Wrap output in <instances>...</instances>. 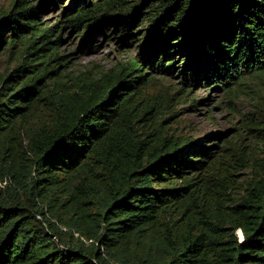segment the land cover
<instances>
[{"label":"trees","instance_id":"16d2710c","mask_svg":"<svg viewBox=\"0 0 264 264\" xmlns=\"http://www.w3.org/2000/svg\"><path fill=\"white\" fill-rule=\"evenodd\" d=\"M68 1H49L61 10L49 26L40 6L20 0L0 16V51L20 58L0 82V179L10 181L9 196L0 194V264H264V176L227 214L203 213L180 232L183 207L222 168L219 145L135 133L147 113L136 93L156 76L229 94L264 74V0ZM111 23L123 45L138 44L128 63L65 88L51 60H27L60 59L64 30L97 49L95 33ZM37 105L50 117L35 121Z\"/></svg>","mask_w":264,"mask_h":264},{"label":"rangeland","instance_id":"374dc122","mask_svg":"<svg viewBox=\"0 0 264 264\" xmlns=\"http://www.w3.org/2000/svg\"><path fill=\"white\" fill-rule=\"evenodd\" d=\"M23 4L40 6V20L48 26L59 20L61 10L54 8L50 0H20ZM65 6L72 1L62 0ZM17 0H0V16L4 15ZM48 19V20H46ZM137 23L135 33L144 25ZM102 31L94 35V45L97 49H86L83 36L69 30H64L61 35V45L55 54L41 52L44 56L31 63L47 62L51 60L47 69H57V75L63 87H69L78 82L83 75H100L119 62L128 63L139 52L137 43L122 44L123 38L115 31L114 24L105 26ZM129 39V38H128ZM123 48L126 50L122 51ZM16 49L12 52L3 46L0 51V82L2 78L14 69L19 63ZM181 62L179 56L176 57ZM39 65L37 68H41ZM29 69H32L30 66ZM147 72H150L147 69ZM29 73V72H27ZM26 73V74H27ZM149 73L147 79H150ZM201 84L189 87L182 83L177 76H156L149 83L141 87L136 93L138 99L137 111L142 114L147 112L145 118H139L137 122L136 138L143 139L150 135V139H157L159 133L163 136L198 139L207 138L206 145L214 147V157L218 169L214 167L209 172L213 178L202 190L198 203L190 206L185 204V215L179 216L174 229L180 231L188 222L199 220L203 213L227 214L230 206L239 201L247 192L246 188L253 182L264 176V74L249 77L244 84L235 88L229 94L220 89L211 88ZM50 110L37 105L33 117L41 122L50 117ZM136 120V119H135ZM231 148L228 157L229 164L224 156V148ZM232 174V175H229ZM10 181L8 178L0 179V194L8 197ZM19 195L25 198L27 194L20 189ZM63 217L70 216L69 211H63ZM78 233H75L77 236ZM238 235L241 236L240 232Z\"/></svg>","mask_w":264,"mask_h":264}]
</instances>
